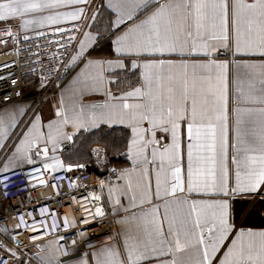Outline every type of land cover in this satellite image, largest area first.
<instances>
[{
  "label": "snow or ice",
  "instance_id": "snow-or-ice-1",
  "mask_svg": "<svg viewBox=\"0 0 264 264\" xmlns=\"http://www.w3.org/2000/svg\"><path fill=\"white\" fill-rule=\"evenodd\" d=\"M95 2L0 0V23L9 38L27 41L29 32L43 37L44 29L53 28L52 35H67L64 44L54 41L65 51L75 41L69 59L60 61L65 72L83 64L61 89L47 132L29 108L0 101V150L15 149L0 171V195L15 183L9 179L12 166L33 164V156L48 158V144L55 151L71 141L82 157L104 164L116 151L119 132L132 164L116 175L126 181L123 187L108 186L107 202L119 227L99 246L81 229L72 252L59 241L33 243L39 252L28 257L14 241L21 216L11 233L6 223L0 227V264H72L73 253L79 257L75 264H264V227L237 225L253 216L264 221V0H100L93 8ZM67 22L71 28L62 26ZM104 44L108 54L93 56ZM220 49L231 59L218 60ZM97 93L106 97L103 103H85ZM21 125L28 131L9 147ZM43 167L63 164L55 160ZM100 200L90 197L93 204ZM84 211L83 224H90L88 216L107 215L103 205ZM62 223L75 225L67 217Z\"/></svg>",
  "mask_w": 264,
  "mask_h": 264
},
{
  "label": "built area",
  "instance_id": "built-area-1",
  "mask_svg": "<svg viewBox=\"0 0 264 264\" xmlns=\"http://www.w3.org/2000/svg\"><path fill=\"white\" fill-rule=\"evenodd\" d=\"M72 24L73 22L68 23L64 27L71 28ZM44 31L47 35L43 37L30 32L29 40L21 39L17 42L15 36L9 38L5 29H0V37L7 40L4 49L0 50V101L15 102L25 98L32 89L53 82L63 71L60 61L69 59L68 54L72 52L75 41L65 51L60 44L66 42L67 35H52L53 29ZM70 35L78 39L80 33L72 32ZM56 40H59L60 44L55 43ZM41 79L44 80V85L41 84ZM43 165L33 158V164L26 163L23 167L15 168L14 175L9 173V179L15 183L8 184L9 191L6 196L0 195V227L6 223L11 233L23 216L24 222L18 229L20 234L14 236V241L19 244L25 256L32 257L39 252L33 243L46 245L50 240L59 241L72 252V240L79 239L76 233L81 229H88L87 235L92 239V246H99L108 239L109 233H115L114 218L104 207L103 197L105 189H108L109 185L114 186L120 168L49 172L44 170ZM34 169H39V173ZM113 169L116 170L115 173ZM40 180L47 181V185H41ZM101 181L105 184L103 189L100 186ZM32 185L36 187L33 188ZM92 194L100 195L101 200L93 204L90 202ZM85 197L89 199L86 200ZM100 205H103L107 214L105 219L92 220L91 216H88L90 224L80 223L81 218L87 215L85 207L94 208ZM41 209L47 211L42 215ZM65 217L68 218L69 224L75 221V225L65 228L62 223ZM25 224L29 227L25 228ZM32 229L45 231L37 234ZM32 235L38 236L35 242L29 239ZM61 237L64 239L61 240ZM89 247L90 245L85 244L83 250L88 251ZM31 264L37 262L32 260Z\"/></svg>",
  "mask_w": 264,
  "mask_h": 264
},
{
  "label": "crops",
  "instance_id": "crops-1",
  "mask_svg": "<svg viewBox=\"0 0 264 264\" xmlns=\"http://www.w3.org/2000/svg\"><path fill=\"white\" fill-rule=\"evenodd\" d=\"M105 3H107V0H104ZM100 3V0H96L95 4L93 5V8H95L98 4ZM69 11L72 9H68ZM113 19H115V15L113 14ZM105 23L107 22V19L105 17ZM71 23L67 22L66 24ZM84 22L81 21L80 24H83ZM64 24V25H66ZM62 25V26H64ZM7 25L4 23H0V29H6ZM48 29H53V28H46L44 30ZM16 29L13 27V32H15ZM82 31L87 32L88 28H83ZM30 33V32H29ZM82 37L79 35L78 39H81ZM4 42H1V47H4ZM108 47L107 44H104L102 49L100 47H97L95 52H93V56H105L108 54ZM227 50L225 49H220V55L217 56L218 60H225V59H231L230 54L225 55L223 53H226ZM240 59V58H237ZM248 59V58H244ZM256 59L258 61V58H252ZM81 68H83V64H80L79 67H75L72 70L68 71L67 73L65 72V69L60 73L59 77L54 80L53 82L48 83L46 86H42L39 88L32 89L29 94L25 98H22L18 101L13 102L16 105H20L23 107L29 108V116H31L32 112H35L38 116L41 118L42 124L45 126L44 131L47 132V124L50 120L55 119V111H56V106L59 103L60 100V95H61V89L65 88V86H69L73 78L77 75V73L80 72ZM235 74V68L230 66L229 68V75L230 78L233 77ZM122 87H126V84H122ZM114 92L118 91V89L113 88L112 89ZM234 92V89L232 90ZM106 100V97L100 93L94 94L92 96H89L85 99V103H103ZM29 117H24V121L27 122ZM118 127H124V126H118ZM21 131L27 132L28 129L24 128L23 125H21L20 128L14 129V134H12V139L7 141L8 146L11 147L13 143L19 144L20 141L16 139L17 136L20 135ZM69 133H71V129H67ZM123 137L122 133H117L116 134V140H117V148L115 152L110 151L108 153L107 157V162L104 164H98L96 161L95 157L91 158H84L82 157L77 151L76 148L74 147L73 143L71 141L59 143L56 145V150L52 151V145L48 144L49 148V153H48V158H45L43 155H40L39 157L33 156V158L37 162L41 163H54L55 160H59L62 162L63 167L57 168L55 170H48L49 172H54V171H60V170H65L68 171V166H72L71 171H84V170H107L108 168L111 167H117L120 169H127L131 168L132 164L131 161L127 158V155L125 154L127 149L123 143H121V139ZM23 137H21L22 139ZM0 143H4V141L0 140ZM185 148H184V153H185V168H186V145H187V140L185 139L184 141ZM96 145L93 144V147ZM41 148L44 147L43 142H41L40 145ZM15 149L13 148L12 151H7V150H0V171L3 170L4 164L8 163V158L12 156L13 152ZM33 152L36 151L34 148L32 150ZM26 163L20 162L18 165H13V168H19L23 167ZM77 164H83V167H76ZM126 184V181H115L114 186L120 185L123 187V185ZM107 197H108V189H105L104 191V197H103V205L106 209H108L111 213V204L107 202ZM199 198V197H196ZM123 203L125 206L128 205V200L124 199ZM123 210L121 209V212ZM162 211V210H161ZM112 214V213H111ZM119 217H116L118 219ZM237 225L244 227V228H254V229H260L264 227V221H262L259 217L253 216L249 218L247 222L243 221V218H240L237 220ZM119 225L115 222L114 220V228H115V233L118 229ZM166 227V224H165ZM114 233V234H115ZM54 240H50L46 243V245H49L50 243H54ZM223 251V250H222ZM222 255V253L220 254ZM75 256V255H73ZM79 257H73V262L72 264H75L76 259Z\"/></svg>",
  "mask_w": 264,
  "mask_h": 264
},
{
  "label": "rangeland",
  "instance_id": "rangeland-1",
  "mask_svg": "<svg viewBox=\"0 0 264 264\" xmlns=\"http://www.w3.org/2000/svg\"><path fill=\"white\" fill-rule=\"evenodd\" d=\"M3 49H4V47L3 46L1 47V42H0V50H3Z\"/></svg>",
  "mask_w": 264,
  "mask_h": 264
},
{
  "label": "water",
  "instance_id": "water-1",
  "mask_svg": "<svg viewBox=\"0 0 264 264\" xmlns=\"http://www.w3.org/2000/svg\"><path fill=\"white\" fill-rule=\"evenodd\" d=\"M73 257H76V256H73Z\"/></svg>",
  "mask_w": 264,
  "mask_h": 264
}]
</instances>
